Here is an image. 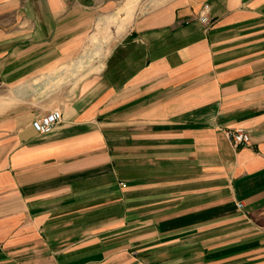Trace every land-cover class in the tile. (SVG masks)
<instances>
[{"label":"crops","instance_id":"crops-1","mask_svg":"<svg viewBox=\"0 0 264 264\" xmlns=\"http://www.w3.org/2000/svg\"><path fill=\"white\" fill-rule=\"evenodd\" d=\"M0 264H264V0H0Z\"/></svg>","mask_w":264,"mask_h":264},{"label":"built area","instance_id":"built-area-1","mask_svg":"<svg viewBox=\"0 0 264 264\" xmlns=\"http://www.w3.org/2000/svg\"><path fill=\"white\" fill-rule=\"evenodd\" d=\"M199 21L206 28L210 25V20L207 16V12L200 16ZM61 112L58 109H54L48 113L37 116L31 122L32 128L41 135H46L52 132L54 127L61 122ZM224 136L231 143L234 148L249 146V135L242 130H224ZM238 208H242L241 204H238Z\"/></svg>","mask_w":264,"mask_h":264},{"label":"rangeland","instance_id":"rangeland-1","mask_svg":"<svg viewBox=\"0 0 264 264\" xmlns=\"http://www.w3.org/2000/svg\"><path fill=\"white\" fill-rule=\"evenodd\" d=\"M104 43L106 44L108 42V44L112 41V39H109V40H106V39H103ZM104 50L105 48L101 49V53L100 54H103L104 53ZM97 53V54H96ZM105 54V53H104ZM97 55V57H99V54H98V50L97 48H93V47H89L88 48V56L89 57H95Z\"/></svg>","mask_w":264,"mask_h":264}]
</instances>
